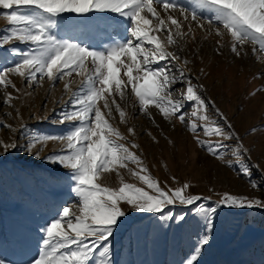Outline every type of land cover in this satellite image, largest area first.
<instances>
[{"label": "snow or ice", "instance_id": "snow-or-ice-1", "mask_svg": "<svg viewBox=\"0 0 264 264\" xmlns=\"http://www.w3.org/2000/svg\"><path fill=\"white\" fill-rule=\"evenodd\" d=\"M194 5L192 21L198 20L196 8L210 13L207 24L223 26L225 31L217 27L215 35L223 38L225 33L230 34L231 51L237 56L241 55V48L247 42L258 45V50L264 52V0H194ZM158 6L167 13L166 18L161 16ZM0 8L7 10L4 15L9 23L7 34L0 36V54L14 57L12 67L0 65V86L16 87L8 78L10 73L31 82H39L45 77L56 82L73 73L84 78L76 91H71L70 81L64 85L71 92L67 102L71 109L63 112L57 123L72 122L66 134L36 133L25 145L16 140L6 142L0 139V157L13 150H22L29 157L66 169L70 194H74L79 202L78 215L70 207L63 206L55 218L39 226L37 231L41 235L36 254L24 264H116L112 238L131 211L152 213L160 222H175L177 226L187 224L189 219L195 221L202 231L186 264H198L203 247L213 238L216 219L222 208L264 209V200L229 193L206 205L201 201L211 197L185 194L189 188L187 183L166 191L148 174L140 157L119 143L127 138L108 119L113 115L114 106L120 121L126 122L127 114L116 97L124 99L130 87L141 110L149 116L148 108L154 105L165 119L175 117L184 123V103L194 102L196 110L192 116L204 123L189 122L192 132L202 128L205 135L222 138L213 142L196 137L213 156L223 158L221 149L227 147L223 140H237L234 153L237 157L248 151L239 143L230 123L210 121L208 105L198 91L203 88L202 84L194 85L183 67L176 66L178 75L171 68L158 67L160 61H180L184 51L181 41L188 37L195 39L192 28L189 26L185 31L184 24L171 14L172 11L185 13L180 0H0ZM66 14L79 16L93 26L125 24L124 31L129 35L103 47L83 39L61 38L53 30L68 18ZM184 20H188L187 15ZM197 26L205 27L199 23ZM158 33H166V38L161 39ZM108 35L111 37V33ZM9 42L28 47L26 50L4 47ZM256 51L254 47L253 52ZM189 63V60H183L185 66ZM122 69L126 80L121 77ZM177 83H184L185 90L179 99L174 100L170 90ZM12 99L9 93L6 102L10 103ZM216 113L223 117L219 109ZM223 119L227 120L226 117ZM25 127L20 125L21 130ZM128 132L136 135L134 128H128ZM23 134L28 136L26 132ZM50 141H60L65 147L42 156L43 148ZM132 147L138 148L139 145L133 142ZM128 162L137 164L139 171H129L151 191L123 180L118 188L97 182L102 173L118 172L119 168H127ZM226 163L233 165L234 162L228 160ZM236 163L240 165L239 170L251 178L252 168L240 160ZM252 183L257 186L254 181ZM177 206L183 211H175ZM0 264H6L5 259H0Z\"/></svg>", "mask_w": 264, "mask_h": 264}, {"label": "rangeland", "instance_id": "rangeland-1", "mask_svg": "<svg viewBox=\"0 0 264 264\" xmlns=\"http://www.w3.org/2000/svg\"><path fill=\"white\" fill-rule=\"evenodd\" d=\"M180 3L186 9L185 13L172 11L171 14L184 24L185 31L189 26L192 28L195 39L188 37L181 41L184 51L180 61H160L158 67L171 68L177 75L176 66L183 67L194 85L202 84L203 88L198 91L208 105L210 121L230 123L239 143L248 151L237 157L234 155L237 140H223L227 146L221 149L223 158L213 156L196 137L213 142L222 138L207 136L202 128L192 132L189 122L204 123L192 116L196 110L194 102L184 103V123L175 117L165 119L154 105L148 108L149 116L141 110L130 87L124 99L116 97L127 114L126 122L120 121L114 106L113 115L108 119L127 138L119 143L140 157L148 174L166 191L187 183L189 188L185 194L211 197L201 201L206 205L225 193L264 200V52L258 50V45L247 42L241 48V55L237 56L231 51L230 34L225 33L223 38L215 35L217 27L225 31L223 26L207 24L210 13L196 8L198 20L193 22L194 0H180ZM157 10L166 18L167 13L161 7L158 6ZM6 12L0 8V36L6 35L9 27L4 15ZM184 15L188 20H184ZM66 16L68 18L61 21L60 27L53 30L61 38L83 39L103 47L129 35L124 31L125 24L93 26L83 22L79 16ZM198 23L205 27H198ZM158 35L161 39L166 38V33ZM9 46L25 50L28 47L19 42H9L4 47ZM254 47L256 52H253ZM13 59L11 54H0V65L12 67ZM184 59L190 61L186 66ZM121 77L127 79L123 69ZM8 78L16 87L0 86V139L6 142L16 140L18 144L25 145L36 133L58 136L70 130L72 122L57 123L62 113L71 109L67 103L71 92L64 85L70 81L71 91H76L83 77L73 73L56 82L46 77L39 82H31L10 73ZM184 90V83L175 84L170 90L172 99H179ZM9 93L13 97L10 103L6 102ZM216 109L223 113L226 121L217 115ZM22 124L26 125L23 130L20 129ZM130 127L134 128L135 136L128 132ZM25 132L28 136L23 134ZM133 142L139 147L133 148ZM64 147L60 141H50L41 155L46 156ZM228 160L233 161V165L227 164ZM237 160L252 168L251 178L239 170ZM129 169L139 171L137 164L128 162V167L119 168L118 172L102 173L97 182L118 188L123 180L149 190ZM66 173L62 166L29 157L22 150H13L0 157V259H5L6 264H24L36 254L41 235L37 229L46 220L55 218L63 206L79 214L78 198L70 194ZM253 181L257 186H253ZM175 211L183 209L177 206ZM201 231L191 219L187 224L177 226L175 222H160L152 213L131 211L112 238L113 258L116 264H186ZM213 232V238L201 251L198 264H264V209L222 208Z\"/></svg>", "mask_w": 264, "mask_h": 264}]
</instances>
